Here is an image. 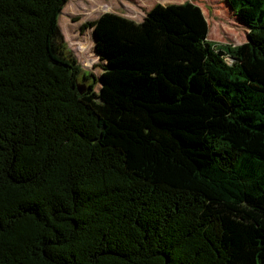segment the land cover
I'll list each match as a JSON object with an SVG mask.
<instances>
[{"label":"trees","instance_id":"trees-1","mask_svg":"<svg viewBox=\"0 0 264 264\" xmlns=\"http://www.w3.org/2000/svg\"><path fill=\"white\" fill-rule=\"evenodd\" d=\"M68 2L0 0V264H264V0L235 48L190 1L85 23L99 92Z\"/></svg>","mask_w":264,"mask_h":264},{"label":"rangeland","instance_id":"rangeland-1","mask_svg":"<svg viewBox=\"0 0 264 264\" xmlns=\"http://www.w3.org/2000/svg\"><path fill=\"white\" fill-rule=\"evenodd\" d=\"M193 2L201 7L209 24L208 40L222 46L235 48L248 42L249 28L228 7L225 0H69L60 17L59 43L66 56L74 58L83 76L97 80L95 90L100 91L102 62L95 53L96 40L92 29L83 30V25L97 20L105 13H115L136 22H141L155 5L183 4ZM229 63L232 59L229 58Z\"/></svg>","mask_w":264,"mask_h":264},{"label":"water","instance_id":"water-1","mask_svg":"<svg viewBox=\"0 0 264 264\" xmlns=\"http://www.w3.org/2000/svg\"><path fill=\"white\" fill-rule=\"evenodd\" d=\"M79 89L81 90V92L84 91V87L83 86H79Z\"/></svg>","mask_w":264,"mask_h":264}]
</instances>
